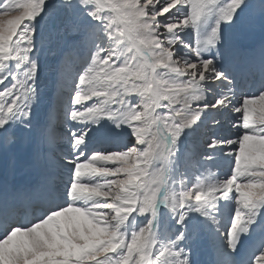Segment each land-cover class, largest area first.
<instances>
[{
  "label": "snow or ice",
  "instance_id": "snow-or-ice-1",
  "mask_svg": "<svg viewBox=\"0 0 264 264\" xmlns=\"http://www.w3.org/2000/svg\"><path fill=\"white\" fill-rule=\"evenodd\" d=\"M264 0H0V264H264ZM23 175V173H20Z\"/></svg>",
  "mask_w": 264,
  "mask_h": 264
},
{
  "label": "rangeland",
  "instance_id": "rangeland-1",
  "mask_svg": "<svg viewBox=\"0 0 264 264\" xmlns=\"http://www.w3.org/2000/svg\"><path fill=\"white\" fill-rule=\"evenodd\" d=\"M238 46L249 52V53H255L254 51H251V49L256 48L258 49V45L264 42V31H261L259 25H255L254 27H248L247 25L241 29L238 37ZM11 153V152H10ZM10 153L8 154L9 161L7 162L9 165L10 163ZM2 158H5L3 154ZM197 259L199 261V264H209V261L211 259V254L207 248V245L204 242H200L197 246Z\"/></svg>",
  "mask_w": 264,
  "mask_h": 264
},
{
  "label": "bare ground",
  "instance_id": "bare-ground-1",
  "mask_svg": "<svg viewBox=\"0 0 264 264\" xmlns=\"http://www.w3.org/2000/svg\"><path fill=\"white\" fill-rule=\"evenodd\" d=\"M261 44H259L257 47L258 49L256 50V48L251 49V51H254L255 53H258L259 47ZM2 155L0 156V169H2L5 165V163H7L9 161V159H1ZM15 161L16 164V169H17V174L13 177V179L16 180H25L28 177V172L26 171V164L28 161V153L26 150L24 149H17L14 150L10 153V163L12 164V162ZM20 173H23V175H21Z\"/></svg>",
  "mask_w": 264,
  "mask_h": 264
}]
</instances>
